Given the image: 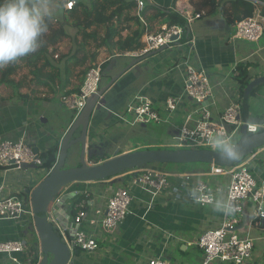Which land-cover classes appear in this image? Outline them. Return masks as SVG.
Here are the masks:
<instances>
[{
  "label": "crops",
  "instance_id": "obj_1",
  "mask_svg": "<svg viewBox=\"0 0 264 264\" xmlns=\"http://www.w3.org/2000/svg\"><path fill=\"white\" fill-rule=\"evenodd\" d=\"M148 4L164 8L172 13H176L182 18L183 15L181 11L202 12L203 14L189 25L187 40L191 42L182 47H173L174 49L167 48L151 57L137 62L125 70L110 85L104 94L108 101L106 107L98 112L94 111V116H96V113L100 115L98 117L96 116L93 122H89L87 129L85 160L88 164L99 163L112 156L137 150L142 147L139 145H131V143L128 142V144L124 143L123 145H118L119 149L110 154L104 153L101 155L96 153V150L99 149L98 147L104 144L105 135L108 132L107 127H110L109 124L112 125L115 123L116 119L132 124L131 121H129L130 119H125L126 117L120 119L118 116L119 114H123L122 111L135 94H143L150 99L158 113L167 119V121L162 122L168 124L170 129L175 127L173 119L178 115L185 120L188 114H193L197 105L183 93V60L186 59L188 63L205 70L210 83L214 86L213 99L215 104L213 107H209L214 108L212 114L215 116L227 106L229 103V96L232 94L234 88L238 89L239 93V88L234 80L233 70L237 63L242 61L254 62L256 66L250 68V73L253 77L262 74L256 71L262 70L264 67V44L252 46L249 43L233 38V27L237 20L230 24L227 23L219 8L215 12H206L203 8L196 11L195 9L198 6L191 0H147L146 6ZM262 6L264 7V2L259 6L261 12L264 11ZM154 13H156V9L149 8L145 11L146 16L148 14L153 15ZM161 23V18L155 19L151 23L153 30L150 31L157 30ZM172 50H175L174 54H172ZM55 55L57 56L55 58L59 57L57 52H55L54 56ZM116 56L136 58L126 54ZM49 57L51 58V56ZM55 58L52 60V63L60 67L61 74L54 77L52 76V78L48 77L50 66L41 70L39 78L35 77L34 74L30 72L33 70L32 66L23 58L0 68V134L10 139L24 136L33 147L37 148L38 155L42 152H46L56 144L59 145L60 139L74 120V116L71 117L69 122L66 120L65 123H67V125L64 130L54 127L53 123L49 121V118L56 108L53 102L54 97L58 94L60 100V96L64 92L79 87L82 83L80 77L77 76V73L82 68L81 66L68 65V70L66 71L64 63L60 59L56 60ZM108 60L111 61V58ZM39 64H41V62ZM126 66L127 63L124 62L119 64L115 63L108 72L109 77L115 75ZM10 67L13 68L12 71L7 73L6 77L2 78L3 72ZM110 67L111 64L109 65V68ZM20 70L22 72H20ZM105 70H103L102 81L104 76L107 75ZM65 73L67 75H65ZM26 79L31 80L33 85H22ZM18 82L21 83L19 87L17 85ZM104 85L105 84H102V87ZM17 92L30 94L31 99L23 101L11 98L12 95H15ZM169 96H174L178 99L176 109L170 114H168L165 109V99ZM121 104L124 105L122 108H120ZM108 111H110V113ZM250 112L251 109L248 106L247 115L249 118L257 117L260 119L258 116H251ZM39 117L41 121L39 120L38 123ZM79 132L80 129L74 133L73 137L78 136ZM102 136H104V138ZM76 146L79 147V144ZM146 147L149 148L150 145L145 146V148ZM91 155L98 158V160L96 162L91 160L89 158ZM251 166L255 172L264 171V158H261L257 162H252ZM36 168L38 169L36 170L37 173H42V177H37L35 170L32 172L24 171L21 175L16 176V174H14L15 170L10 169L5 171L0 168V196H20L22 193L28 196L30 193L31 198L32 190L50 171H47L43 166ZM160 169L168 173L178 174H198L206 172L179 173L163 168ZM129 175L130 174L127 172H124L114 177L113 180L74 182L64 186L62 189H65L67 195L63 198V202L57 206L59 216L63 219L67 215L71 216L74 214V210L72 209L73 204L82 195L73 196L72 191L74 190H86L89 192L88 202L91 204L89 207L90 210L97 207L103 208L109 193L117 188L115 187L116 184L124 186L129 185ZM201 177L205 179L208 178L205 176ZM192 178L195 177H191L187 181L183 178L182 180L181 177L171 178L172 184L178 189L177 192L173 191L170 192L171 194L169 193L167 197L158 198L150 208L147 206L146 199L138 197L137 193L134 191L135 188H132V195L133 193L135 194L130 205V213L127 217L113 230L103 231L99 230L98 227V249L91 253L74 249L75 252L73 251L71 255L70 264H143L146 257L155 255L164 257L167 253L166 249H168L169 244L172 243V238L163 236L159 231L165 229L171 230V218L176 216L175 214L177 211H180L179 213L182 215L181 219L184 218L186 220L184 223H189L185 225V229L191 230L192 236L197 239L202 231L216 228L224 214L215 213L211 210L209 205L199 206L186 198V195L188 197L186 187L188 186L189 188L193 186V184L199 180L193 181ZM209 180L211 184L215 182L222 186L226 183L227 177H209ZM183 197L185 199H183ZM22 198L26 197L23 196ZM176 198L187 202L188 210H184V208L183 210H177V205H175L173 201ZM250 205L251 203L247 204V206ZM191 207L196 208L193 210ZM246 214L247 211L244 205L242 214L243 222L239 226V228L244 227V229L239 231L240 234H249L253 226L264 228V221L260 225H253L250 220L251 218L248 220ZM32 221L33 218L28 214L24 215L20 220L0 219V241L23 239L31 246L30 253L16 255L20 262L30 257H36L39 251L38 238ZM145 228L148 229L147 233L144 231ZM27 234L29 236H27ZM29 237L32 239L30 243H28L27 240ZM252 238L254 239L253 251L255 250V254L253 253L251 259L246 264H260L264 256L260 250L258 251L255 248L256 239L258 240L259 238ZM175 241L181 244V250L195 243L194 240L183 236H179ZM102 243L104 246H102ZM201 256L202 255L196 258V264L200 263ZM0 264L15 263H13L7 255L0 254Z\"/></svg>",
  "mask_w": 264,
  "mask_h": 264
},
{
  "label": "built area",
  "instance_id": "obj_2",
  "mask_svg": "<svg viewBox=\"0 0 264 264\" xmlns=\"http://www.w3.org/2000/svg\"><path fill=\"white\" fill-rule=\"evenodd\" d=\"M61 1L63 7L70 10L78 0ZM132 1L135 4L133 14L145 25V31L140 38L141 48L134 51H126L122 54L139 57L163 46L171 48L182 47L191 42L184 40V29L178 24L164 23L157 30L150 31L144 17L147 0ZM250 1L255 5L254 12L251 16L235 21L233 38L257 42L264 32V15L259 8L263 2L259 0ZM181 14L189 27L203 13L181 11ZM102 63L92 62L79 89L61 95L62 103L69 111L73 112L74 118L82 111L87 99L98 93L102 81ZM182 64L184 68L183 93L196 103L197 108L193 111V114L190 113L186 116L183 124L178 128L179 134L174 135V139L177 141L175 148L211 149L205 140L207 131H222L234 138L237 133H240L242 125L246 126V130L249 133L264 129V123H253L249 122V119L243 118L241 115L240 94L236 88L233 89L232 94L229 96V103L216 115L217 119L215 120L212 116L214 108H211L215 104L213 99L214 86L210 83L205 70L188 63L186 59L182 61ZM233 70L235 72V68ZM177 103L178 99L174 96H169L165 99V109L168 114L176 109ZM125 110L132 115V124H145L151 120L157 122L167 121L154 108L150 99L143 94H135L127 103ZM123 117V114L118 116L120 119ZM182 130L186 131L182 134ZM259 149L246 156L242 161L239 160L230 166L209 164L208 171L198 174L168 173L160 168L152 167L153 165L131 169L127 171L128 174L132 175L128 182L129 185L119 186L112 190L107 196L103 208L97 207L90 210L91 204L88 202L89 192L86 190L72 191L73 196L82 195L73 204L74 214L71 216L67 215L63 219L59 216L57 210V206L63 202V198L67 195L65 189H62L47 206V220L68 246L70 255L73 254L74 249L91 253L99 247L97 228L99 227V230L103 231L113 230L130 213V205L133 198L132 188L143 191L149 197L145 201L148 208H150L158 198L167 197L173 191L177 192L178 189L172 184L171 178L181 177L187 181L191 177L202 175L208 178L196 181L189 188L188 186L186 187L188 197H190L189 190L192 187H202L206 192L211 191L213 193L217 189L222 188L231 196L235 205V212L228 216L224 215L216 228L202 231L195 243L202 251L199 264H246L252 257L254 239L244 231L245 234H240L239 232L244 229L243 225L241 226L242 228H239L243 222L244 204L248 202L255 205V213L251 220L253 225H260L264 221V171L255 172L251 166L252 162H257L264 158V151L260 152L258 151ZM24 164L33 165L35 169L42 166V160L34 151L32 144L24 136L10 139L0 134V168L5 171L12 169L32 172L34 168L24 167ZM218 176L227 177L226 183L222 186L215 182L214 184L210 183L209 177ZM197 205L207 206L206 203ZM26 214L33 218L30 193L26 198H22L19 195L0 196V219L20 220ZM30 248L31 246L23 239L0 241V254L7 255L15 264H37L41 259L39 251L35 259L30 257L20 262L16 257L17 254L30 253ZM143 264L177 263L166 260L160 255H155L146 257Z\"/></svg>",
  "mask_w": 264,
  "mask_h": 264
},
{
  "label": "trees",
  "instance_id": "obj_3",
  "mask_svg": "<svg viewBox=\"0 0 264 264\" xmlns=\"http://www.w3.org/2000/svg\"><path fill=\"white\" fill-rule=\"evenodd\" d=\"M191 1L198 6L195 9L196 11L203 8L206 12H215L219 8L223 17L229 24L243 17L251 16L255 9V5L250 0ZM260 1L264 2V0ZM134 6L135 4L132 0H87L85 2L84 0H78L70 10L63 7L62 12L49 22V30L42 37L41 47L35 53L29 54L27 57H23V59L26 60V62L33 68L30 72L34 74L35 77L39 78L41 70L50 66L48 77L52 78V76L54 77L61 74L60 67L54 65L52 60L55 58L54 54L57 50L56 45L60 40L68 36L65 29V26L67 27L68 25L76 27V29H78L77 33H79V30L82 32L81 41L76 45L77 49H75L76 52L81 51L82 54L79 57L73 55L72 57L67 58L69 54L67 55L66 53H62L59 59L64 63V68L67 71L68 65L66 61L71 58H75V64L82 67L77 73V76L80 77L82 81L91 63L95 62L100 48H105L112 56H116L115 53L121 55L123 52L134 51L141 48L142 44L140 38L145 31V25L136 15L133 14ZM149 8L156 9V13L153 15L148 14L146 16L145 11ZM262 9H264L263 6ZM263 12L264 11H262V14H264ZM144 16L149 30H153L151 23L155 19L161 18L162 23L178 24L183 27L184 40H187L189 27L187 26L185 19L176 13L148 4L144 10ZM91 27L103 28V33H99L97 29H94L92 32L87 31V29ZM89 38L94 40V48L91 51L86 47ZM49 56H51V58ZM40 62L41 64H39ZM88 62L90 64L86 65ZM108 63L109 61L107 60L102 63V72L105 70ZM254 66H256L254 62L242 61L236 64L234 72V80L239 88V96L241 99V115L244 119L249 118L247 115L248 99L254 94L256 88L258 87V85L252 86L249 88L248 92H246L247 85L250 83L251 79L254 78L250 73V68ZM12 69L13 68L11 67L6 69L2 74V78L6 77L7 73H10ZM65 75L67 74L65 73ZM17 85L19 87L21 83L18 82ZM79 87L73 88L72 90H68L64 93L77 91ZM30 96L31 95L27 93L17 92L15 95H12L11 98L25 101L27 99H31ZM261 130L264 129H259L258 131ZM57 152L58 145L56 144L49 148L46 152H42L38 155L42 160V166L45 167L47 171L55 164ZM89 158L94 160V162L98 160V158H95L92 155ZM243 159L244 158L240 161ZM108 179L110 178H106V180ZM20 196L27 197L25 193L20 194Z\"/></svg>",
  "mask_w": 264,
  "mask_h": 264
},
{
  "label": "water",
  "instance_id": "obj_4",
  "mask_svg": "<svg viewBox=\"0 0 264 264\" xmlns=\"http://www.w3.org/2000/svg\"><path fill=\"white\" fill-rule=\"evenodd\" d=\"M166 48L167 46H163L157 50L136 57L121 71L111 76L109 81L99 89L96 95L87 99L86 105L82 111L76 116V118H74L60 139L55 164L31 192V205L34 212L32 223L38 238V250L41 253V259L37 264L71 263V255L68 246L53 229L46 216L49 202L64 186L74 182L104 181L106 178L117 177L124 171L140 168L149 164H186L203 162L207 164L230 166L239 161L229 162L222 160L212 149L144 148L118 154L95 164H88L86 162L85 147L90 117L93 116L94 111L98 112L106 107L108 101L104 94L107 89L125 70L137 62L151 57ZM263 83L264 75L252 78L246 87V92H248L249 88L252 86H257ZM108 112L110 113V111ZM249 122L262 124L264 123V119L251 117L249 118ZM78 128H80L79 135L73 137ZM77 144H79L80 149V163L75 167L65 168V160L68 154L72 152L70 151V148ZM237 144L241 151V160L253 153V151L264 147V130L249 133L246 130V126L242 125ZM33 148L37 154V148ZM23 166L34 168L33 165L24 164Z\"/></svg>",
  "mask_w": 264,
  "mask_h": 264
},
{
  "label": "rangeland",
  "instance_id": "obj_5",
  "mask_svg": "<svg viewBox=\"0 0 264 264\" xmlns=\"http://www.w3.org/2000/svg\"><path fill=\"white\" fill-rule=\"evenodd\" d=\"M87 0H84V2ZM62 2V1H61ZM55 24H57L56 22H54ZM65 29L67 31L68 36L63 38L62 40L59 41V43L56 45L57 46V53L60 57V55L62 53H66L67 55L69 54V57H72L73 55H76L77 57L81 56L82 52L78 51L76 52L75 49H77L76 45L78 43H80L81 41V37H82V32L81 30H79V33H77L76 27H74L73 25H68L67 27L65 26ZM94 29H97V31L99 33H103V28H95V27H91L88 28L87 31L92 32ZM242 42L245 43H249L252 46H257V45H263L264 44V32L262 34V36L260 37V39L257 42H250L247 40H241ZM87 49H89L90 51L94 48V40H92L91 38H89V41L87 43ZM168 49H172L171 47H167ZM166 48V49H167ZM174 49V48H173ZM175 50H172V54H174ZM171 54V55H172ZM115 55H120L118 53H115ZM55 58L56 60L59 59ZM76 57V58H77ZM111 58V61H109L108 59ZM75 58H71L69 60L66 61L67 65L70 66H78L77 64H75ZM109 61V65L111 64V67L106 68V74L103 78V81H101V85L100 88L102 87V84H106L110 77L108 75V72L110 71V69L115 65V63H127V65L133 60V58H129V57H122V56H112L111 53L109 51H107L105 48H100L98 50V55L96 57L95 62H105V61ZM23 62V61H22ZM90 63H86V65H89ZM20 72H22L20 70ZM256 72L258 73H262L261 75H264V67L262 70H257ZM103 74V72H102ZM75 75V74H74ZM73 75V77H74ZM72 76V74H71ZM260 76V75H258ZM23 77V76H22ZM29 78V77H28ZM30 79V78H29ZM27 80V81H26ZM24 80L23 84L24 86H28V84L31 86L33 85V82L31 80L26 79ZM31 82V83H30ZM263 94H264V83L258 85V87L256 88L255 92L253 95H251V97L248 100V106L251 109V116L255 115L260 117V119H264V99H263ZM61 99L59 100V96L58 94L54 97L53 102L54 105L56 106L54 113L51 115V117L49 118V121H51L54 125V127H58L59 129L62 128L61 130H64L67 123H65L66 120H68V122L71 120V117L73 116V112H69L65 105L62 103ZM124 105L121 104L120 108H122ZM126 108V106H125ZM123 115L124 117H126L125 119H130L129 121H132L133 117L132 115L128 114L126 112V110L124 109L123 111ZM100 114L96 113V116L98 117ZM96 116L90 117V123L93 122L94 119H96ZM166 116V115H165ZM213 118L216 120L217 117L212 114ZM161 117L163 119H165L163 117V115H161ZM41 118H38V123L39 120ZM184 118L180 117L179 115L177 117H175V119H173L175 127H172V129H170L168 124L163 123L162 121L157 122V121H153L151 120L148 123L145 124H140V123H135V124H130V123H126L123 122L121 120H117L116 119V125L115 123H113L112 125H110V127H107L108 132L105 135V141L104 144L101 146H99L96 150L97 154H110L111 152H114L116 150L119 149L118 145H123L124 143L128 144V142L131 143V145H136V146H142L140 147V149H144L145 146L150 145V149H155V148H161V149H174L176 146L175 144L177 143L176 139L173 138V135H177L179 134L178 132V128L183 124ZM41 121V120H40ZM175 131V132H174ZM104 138V136H102ZM240 137V133H237L233 140L235 142L238 141ZM147 148V147H146ZM79 147L76 145H73L72 148H70V152L65 160V164L64 167L65 168H69V167H75L80 163V158H79ZM258 151H264V148L259 149ZM154 168H163L166 170H170V171H175V172H201V171H208L209 170V164L207 163H203V162H195V163H186V164H172V163H166V164H152ZM218 165V164H217ZM33 170H38L36 169H32ZM23 170H17L14 172V174H16V176L21 175V173H23ZM37 173V171H36ZM202 175H197L195 176V178H192L193 181L199 179H205L204 177H201ZM37 177H42V173H37ZM132 175H129V180L131 179ZM113 180V178H110ZM128 179V178H127ZM182 179V178H181ZM183 180V179H182ZM129 182V181H128ZM34 183V182H33ZM117 183V182H116ZM128 185V184H127ZM119 186H124V185H115V187H119ZM182 192L183 189L181 188ZM135 193H137V196L140 197L141 199H149V197L141 190H138L135 188ZM133 193V198H134V194ZM132 198V200H133ZM189 201H191L190 197H186ZM183 199H185L183 197ZM174 204L177 205V210H188V205L186 204L187 202L183 201L182 199L176 198L173 200ZM192 202V201H191ZM247 204H249L248 202L245 203V210L247 211V218L248 220H252L254 213H255V205L253 203H251L250 206H247ZM196 208V207H195ZM193 207H191V209H195ZM190 209V208H189ZM180 211L176 212V216L172 217L171 219V230H160L159 232H161V234L165 237H171V242L168 246L167 253L164 255V259L169 260V261H173L177 264H196V258L199 257L202 254V251L198 249V247H196L197 245L195 244L197 241L196 237L192 236V231L189 229H185V225L189 224L184 223L186 220L184 218L181 219L182 215L179 213ZM254 212V213H253ZM168 222V221H167ZM146 233L148 232V229L145 228L144 230ZM250 236L252 237H258L259 239H256V250H260L264 256V228H258L256 226H253L250 229L249 232ZM169 235V236H168ZM27 236H29L27 234ZM179 236H183V237H187L188 239H192L194 240V245H188L186 249L181 250V244L177 241H175V239H177ZM28 243L31 242V238H27ZM102 246H104V244L102 243ZM255 254V250L252 252ZM36 257H34L35 259ZM264 263V257L262 259V262L260 264Z\"/></svg>",
  "mask_w": 264,
  "mask_h": 264
},
{
  "label": "clouds",
  "instance_id": "obj_6",
  "mask_svg": "<svg viewBox=\"0 0 264 264\" xmlns=\"http://www.w3.org/2000/svg\"><path fill=\"white\" fill-rule=\"evenodd\" d=\"M62 10L61 0H0V68L35 53L49 30V22ZM205 140L222 160H240L238 144L227 133L207 131ZM189 195L194 203H206L215 213L228 216L235 212L231 196L222 188L213 193L192 187Z\"/></svg>",
  "mask_w": 264,
  "mask_h": 264
}]
</instances>
